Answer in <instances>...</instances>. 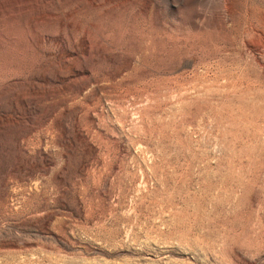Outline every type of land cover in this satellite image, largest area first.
I'll use <instances>...</instances> for the list:
<instances>
[{
	"label": "rangeland",
	"instance_id": "1",
	"mask_svg": "<svg viewBox=\"0 0 264 264\" xmlns=\"http://www.w3.org/2000/svg\"><path fill=\"white\" fill-rule=\"evenodd\" d=\"M7 1L0 264H264V0Z\"/></svg>",
	"mask_w": 264,
	"mask_h": 264
},
{
	"label": "bare ground",
	"instance_id": "2",
	"mask_svg": "<svg viewBox=\"0 0 264 264\" xmlns=\"http://www.w3.org/2000/svg\"><path fill=\"white\" fill-rule=\"evenodd\" d=\"M113 2H114V0H75L72 3L71 7L69 8L70 13L69 12L65 13V9H63V10H61V9L60 10H52L51 8L40 7V8H37L36 10H34V12H32L30 14L28 20L31 23H34V24H35V22H41V21L43 22V20L49 19V18H52V17H54V19L55 18H59L61 21H67L68 19L71 20V17H70L71 12H74V11H77V10H81L82 8H85V6L86 7L87 6H92V7H95L97 9V8H103V7L106 6L107 3L111 4ZM21 5H23V4H21ZM14 6H18V4H15ZM16 8H18V7H16ZM13 10H15V8L13 7V5L11 3H9V1H7V2L3 3L2 5H0V15L12 12ZM75 20H76V18H75ZM66 23H68V21ZM47 36H49V37H57L58 40H60L61 42L65 38V37L63 38V36H58V35H54V34H47ZM82 38L85 39V36L83 34H82Z\"/></svg>",
	"mask_w": 264,
	"mask_h": 264
}]
</instances>
